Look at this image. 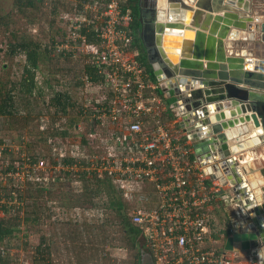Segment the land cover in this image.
Returning <instances> with one entry per match:
<instances>
[{
    "label": "built area",
    "instance_id": "obj_1",
    "mask_svg": "<svg viewBox=\"0 0 264 264\" xmlns=\"http://www.w3.org/2000/svg\"><path fill=\"white\" fill-rule=\"evenodd\" d=\"M125 1L81 0L76 10L62 14L72 38L62 51L87 55V62L101 77L92 82L84 74L86 84L104 92L85 105L89 107H84L80 117L101 127L103 131L89 129L85 135L90 145L99 143L105 153L81 157L77 149L74 158L85 163L82 171L112 178L126 200L136 197L128 217L155 264H236L233 259L241 264L236 253L230 257V250L214 244L211 210L223 186L199 164L184 130L174 133L165 123L162 111L166 105L157 83L135 58L131 9L123 6ZM90 26L98 39L95 43L87 42L81 33ZM148 118L152 129L145 127ZM53 151L57 152L54 147ZM22 154L11 169L5 168L8 161L2 159L0 183L21 190L32 175L35 180L50 179L44 158L30 162Z\"/></svg>",
    "mask_w": 264,
    "mask_h": 264
},
{
    "label": "water",
    "instance_id": "obj_2",
    "mask_svg": "<svg viewBox=\"0 0 264 264\" xmlns=\"http://www.w3.org/2000/svg\"><path fill=\"white\" fill-rule=\"evenodd\" d=\"M138 21L160 93L246 224L224 249L264 264V0H138Z\"/></svg>",
    "mask_w": 264,
    "mask_h": 264
},
{
    "label": "rangeland",
    "instance_id": "obj_3",
    "mask_svg": "<svg viewBox=\"0 0 264 264\" xmlns=\"http://www.w3.org/2000/svg\"><path fill=\"white\" fill-rule=\"evenodd\" d=\"M78 1L80 0H34L33 7H25L21 12L13 5L12 0H0V17L8 15L0 20L2 23L5 20L9 23V28L0 23V96L10 88L12 81L18 80L22 76L25 64L24 54L10 53L7 42L10 40L18 42L25 39L37 42L36 54L39 62L35 68L36 73L38 76H50L54 90L68 89L71 97L76 98L83 108L89 107L85 105L103 95V91L98 90L95 85L86 84L84 79L82 66L88 60V56L80 51L74 55H68L62 51L72 38L67 35V26L60 15L62 12L71 13L75 9L71 4ZM11 29L15 30V34L10 32ZM16 99L18 98L16 97ZM49 100L50 94L38 96L27 104L20 103L19 119L6 114L0 116L2 117L0 136L10 137L14 141L12 147L14 149L22 148V153L25 150L28 154L36 153L32 148L41 151L46 159L50 158L49 161L46 160L48 176L55 178L54 181L52 178L45 181L33 180L35 185H22L21 190L26 188L24 191L26 198L22 200H18L16 196L18 189L10 186L16 190L13 191L11 198L5 201L7 205H13V209H9L8 213L4 215L5 221L13 219L12 221H16L18 224L15 236L8 240V257L2 264H116L108 258L107 254L102 257L105 250L102 251L103 244L101 243L111 247L115 244L122 245L127 242V239L126 234L120 230L116 223V220L119 219L118 213L108 205L111 197L107 194L105 185H101L104 190L102 189L95 196L92 195L93 191L98 188L96 179L99 175L87 172L83 177L80 159L67 165L59 162V159H53L50 155L56 153L55 157H59V154H72V157H76L77 149H83V155L92 152L101 155L105 153V148L97 142L81 147V137L86 133L88 118H83L82 115L80 117L82 113H78V105L70 107L67 111L69 116H73L72 119L75 118L74 122L76 121L78 126L71 127L68 130L69 134L65 136L54 132L55 134L51 137L53 142H48L47 139L38 142V133L45 127L39 120L38 112L42 113L43 110H46ZM17 102L19 101L17 100ZM164 110L162 111L163 116L165 115ZM169 112H171V116L168 118L171 121L168 123L163 120L174 131L176 128L171 125L172 121L177 118L172 114V111H167V113ZM51 116L47 114L46 118L52 120ZM25 120L28 121V124L22 126ZM55 120L64 126L66 118L64 115H57ZM148 120L150 119L148 118ZM176 124L173 125L176 126ZM145 127L152 129V121H147ZM174 133L176 132L174 131ZM50 144H53L52 146L57 152L49 151L52 147ZM71 149L75 150L71 152ZM83 155L81 156L80 153L81 157ZM82 160L85 161V158ZM1 161L2 158H0V163ZM64 173L67 174L68 179L73 181L72 186L64 185L61 181L63 176H66ZM222 186L226 193L227 185L223 184ZM115 195L118 196V193L116 192ZM135 198L123 199L121 208L123 212L125 210L126 213H129L131 207L136 203ZM30 211H36L37 219L35 222L27 223L25 215ZM34 214L30 216L32 217ZM41 237H44L50 244L48 249L43 252L46 255L45 260L47 261L45 262L40 259L43 257V253H37V245L41 244L42 247H46L41 243L43 241ZM4 247V245L0 246V250ZM234 253V251L227 252L230 257ZM99 254H101V259ZM36 259L39 263L36 262ZM238 259L242 263L246 261L244 264L257 263L251 256H238ZM233 261L238 264L236 259Z\"/></svg>",
    "mask_w": 264,
    "mask_h": 264
},
{
    "label": "trees",
    "instance_id": "obj_4",
    "mask_svg": "<svg viewBox=\"0 0 264 264\" xmlns=\"http://www.w3.org/2000/svg\"><path fill=\"white\" fill-rule=\"evenodd\" d=\"M12 1H13V5L16 6V8H19L21 12H23V8L25 7L27 8V7L34 6V0H12ZM80 1H78L77 3H73L71 5L74 7H77V5L78 6L80 5ZM122 4L123 6L129 7L131 9L132 20L130 23V27L132 29V35H133V40L131 44L136 49V52H137L135 58L142 66L145 67L146 71L150 75L151 80L154 83H156V79L152 73V69L146 59V53H145L144 47L139 38L140 24L138 21V0H126ZM62 14L63 12L60 15L61 18L63 16ZM6 16L8 15H3L0 18L6 17ZM0 23L4 24V26L9 28V23L7 20H5L4 23H2L0 20ZM10 32L15 34V30L13 29H11ZM81 33L84 35L87 42L95 43L98 40L92 26L88 27V29H86V27H83ZM36 43H37L36 41H32L28 39L21 40L18 42H13L11 40L7 42V47L9 48L10 53L13 54L17 52V53L24 54L25 64H24V68L22 71V76L18 80L12 81L10 88L7 89V91H5L0 96V116H3L4 114H6L12 118L18 117L19 119L20 118L19 113L21 112L20 103L27 104L30 100L33 101L38 96L50 94V100L48 101V104L46 105V110H43L42 113L38 112L39 120L41 121L42 124H44L45 127L40 133H38L37 139H38V142L46 141V139L48 142H53L52 141L53 139L51 137L55 133L62 135V136L68 135L69 134L68 130L71 127H74L76 124L75 123L76 121L74 122L75 118L72 119L73 116L71 117L67 113L69 108L75 107L76 105H78V113H80L85 108L79 105L76 98L71 97V94L68 89L62 90L60 88V89L54 90L53 85L51 84V81H50L51 80L50 76L47 77L44 75L42 76L37 75L36 73L37 71L35 68L38 65L39 58L37 57V54H36L37 52ZM63 52H65V54L72 55L71 53H68L65 50ZM82 68H83L84 74L88 77L89 80H91L92 82L99 81L101 77V73L97 71L96 67H94L88 62H85ZM59 82L61 83V81ZM156 90L164 99L163 95L160 93L158 86L156 87ZM16 97L18 99H16ZM17 100L19 102H17ZM164 101H166V103L169 104L173 101V98L164 99ZM169 113L171 114V112ZM47 114L52 115L51 116L52 120L46 118ZM57 115H60V116L64 115V117L66 118L64 126H62V124H59L55 120ZM1 118L2 117H0V123H1ZM27 124H28V121L25 120L22 126L23 125L26 126ZM176 126L180 127L178 123L176 124ZM89 129L90 131H103L98 124H95L93 126V125H90L89 122H87L86 132H88ZM85 134L81 137V142H80L81 147L88 144V140ZM13 145H14V141L10 139V137H6V135L0 136V146H3V149L1 150V158L2 159L4 158V161L5 160L8 161V165L5 167L6 169H11L13 167L12 163L16 160L19 161L21 159L20 158L22 154L21 150L23 149L22 148L14 149V147H12ZM50 148L51 150L49 151L52 152L53 146ZM32 149L35 150L36 153L28 154L26 150L24 151V153L26 152L25 154L29 157L30 162H37L40 158H44L45 160L49 161L48 159L50 158L46 159V157L41 151L36 150V148H32ZM80 153L81 154L83 153V149H81ZM50 155L53 157V159L56 158L55 157L56 153H53ZM50 155L49 157H51ZM73 160L75 159L72 157V155L66 154V155L61 156V158L59 159V162L66 163L68 165L70 163H73L74 162ZM83 164L85 163H82V165ZM86 173H87L86 171H82L81 175L85 177ZM67 174L64 173V175L66 176H63L61 181L63 182L64 185L69 184V186H72L73 181L67 178L68 177ZM33 177L34 176L32 175L26 180V183H25L26 186L30 184L35 185V183H33V180H35V179H32ZM49 178L50 179L52 178L53 181L55 180V178L52 176H50ZM96 181L98 183L97 185L98 188H96L93 191L92 195L95 196L96 194L100 193L102 189L104 190V188L101 187V185H105L106 192L111 197V199L109 200V204L108 203L107 204L113 208L112 210L114 212L118 213L119 219L116 220L117 221L116 223L119 225L120 230L124 234H126V239L128 242V245H126L127 242H124V244L122 245L115 244L111 247H105V243H101L103 244V246L101 247L102 251L105 250L102 253V257L103 255L105 256L106 254L108 255V257H110L114 252L115 256L118 258L117 260L119 261L124 260V261L129 262V264H134L136 258L138 257V253H139L138 250L144 247V242L139 238L138 228L131 223L130 218L128 217L125 210L123 212L121 209L123 206V201H124L123 193L121 189L117 186L116 182L112 178L106 175L97 177ZM0 187L2 190V191L0 190V212H1L0 214V246L2 245L5 246L3 249L0 250V264H2L3 262H5V258L8 257V254H7V248L9 246L8 240L10 239V237L15 236L14 234H15V230L17 229L18 223H16V221H12L13 219H9L10 221H5L4 215L5 213H8L9 209H13V205H9V204L7 205L5 202L1 203V199H5V201H8V199L11 198L13 191H15L16 189L11 188L9 183H0ZM25 189L26 188H24V190L16 191V196L18 200H22L26 198V195L24 193ZM116 192L118 193V196L115 195ZM33 213L35 214L34 216L31 217L30 215ZM36 219H37L36 211H30L26 213L25 215V221L27 223H30V221L35 222ZM41 240H43L41 243L46 245V247H42L41 244L37 245L38 254L43 253L44 250H47L48 249L47 247L50 246V244L48 243L46 239H44V237H41ZM44 254L45 253L42 254L43 257H40V259L41 261L43 260L45 262L47 260H45L46 255ZM99 258L101 259V254H99ZM36 262L39 263L38 259H36Z\"/></svg>",
    "mask_w": 264,
    "mask_h": 264
},
{
    "label": "crops",
    "instance_id": "obj_5",
    "mask_svg": "<svg viewBox=\"0 0 264 264\" xmlns=\"http://www.w3.org/2000/svg\"><path fill=\"white\" fill-rule=\"evenodd\" d=\"M64 23H65V21H64ZM232 43H233V46H234V51H237V50L240 51L241 50L242 47H241V43L239 41H232ZM68 53H71V52H68ZM71 54L74 55L73 53H71ZM253 56H255V57H264L263 54L259 50H256L254 52V55ZM164 99H166V97H164ZM164 99H163V101H164ZM169 110L172 111L168 107V105L166 104L165 110H164V114L165 115L163 116V118L168 123H169V121H171L168 118V117L171 116V114L170 113H167V111H169ZM172 114H174L173 111H172ZM176 121H177V119L174 120V121H172V125L171 126H174L176 128V130H178V132H180V129H178L179 127L173 125V124H176L177 123ZM75 125H77V123ZM88 143H89V141H88ZM247 155H248V157H247ZM247 155H246V158H248V159H250V157H255L256 156L255 154H252L251 152L247 153ZM75 161H76V159H75ZM82 163H84V162L82 161ZM70 164H72V163H70ZM207 181H208V183L210 182L209 178H208ZM146 189H148V188H146ZM223 195L224 194L219 195V199L214 203L213 208L211 210L212 211V214H213L212 219H211V225L213 226V229H214L212 231V238L214 239V244L216 246H219V243H221L222 246H223L225 237H222L221 235L223 234V235L226 236L228 233H231V231H232L231 229H232V225H233V224H231V222L232 223L233 222L236 223L235 222V217L236 216L234 214L236 212L235 204L234 203L227 202L224 199ZM127 215H128V213H127ZM225 219H227V220L225 221ZM138 235H139V238L142 240L140 234H138ZM105 247H109V246L107 245ZM138 251H139L138 257L136 258L134 264H155L154 259H153V256L150 253L151 251L147 248V246H145V243H144V247L140 248ZM108 258L112 259L116 264H129V262H127V261H124V260L123 261L122 260L119 261V260H117L118 258L115 256L114 252ZM246 261H244L243 263L241 262V264H244Z\"/></svg>",
    "mask_w": 264,
    "mask_h": 264
},
{
    "label": "flooded vegetation",
    "instance_id": "obj_6",
    "mask_svg": "<svg viewBox=\"0 0 264 264\" xmlns=\"http://www.w3.org/2000/svg\"><path fill=\"white\" fill-rule=\"evenodd\" d=\"M164 102H165V101H164ZM172 102H173V101H172ZM165 104H166V102H165ZM234 214H235V213H234ZM235 215H236V214H235ZM237 216H238V215H237ZM240 219H241V218H236V217H235V222L240 223V226H239V227H235L236 230H240L241 226L244 227V226L246 225V224L243 223V222H239ZM226 220H227V219H225V221H226ZM231 224H234V222H233V223L231 222Z\"/></svg>",
    "mask_w": 264,
    "mask_h": 264
},
{
    "label": "bare ground",
    "instance_id": "obj_7",
    "mask_svg": "<svg viewBox=\"0 0 264 264\" xmlns=\"http://www.w3.org/2000/svg\"><path fill=\"white\" fill-rule=\"evenodd\" d=\"M163 4H164V0H158V6L159 7H162ZM246 159H248V158H246Z\"/></svg>",
    "mask_w": 264,
    "mask_h": 264
},
{
    "label": "clouds",
    "instance_id": "obj_8",
    "mask_svg": "<svg viewBox=\"0 0 264 264\" xmlns=\"http://www.w3.org/2000/svg\"><path fill=\"white\" fill-rule=\"evenodd\" d=\"M161 97H162V96H161ZM165 102H166V101H165ZM165 102H164V103H165ZM166 104H167V103H166ZM166 104H165V105H166ZM167 105H168V107H169V104H167ZM169 108H170V107H169ZM222 191H223V189H222ZM232 229H233V228H232ZM232 229H231V230H232ZM228 234H231V233H228ZM228 234H227V235H228ZM245 259H246V258H245ZM256 264H257V263H256Z\"/></svg>",
    "mask_w": 264,
    "mask_h": 264
}]
</instances>
